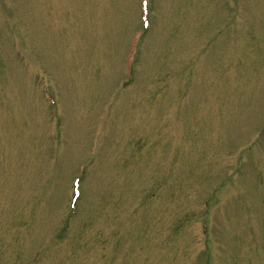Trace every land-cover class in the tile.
Listing matches in <instances>:
<instances>
[{"label":"rangeland","instance_id":"1","mask_svg":"<svg viewBox=\"0 0 264 264\" xmlns=\"http://www.w3.org/2000/svg\"><path fill=\"white\" fill-rule=\"evenodd\" d=\"M150 3L0 0V264H264V0Z\"/></svg>","mask_w":264,"mask_h":264},{"label":"trees","instance_id":"2","mask_svg":"<svg viewBox=\"0 0 264 264\" xmlns=\"http://www.w3.org/2000/svg\"><path fill=\"white\" fill-rule=\"evenodd\" d=\"M43 245V244H42ZM41 245V246H42ZM41 246L39 247V248H41ZM8 249H10V250H14V249H16V247H14V244H12L10 247H8ZM14 264V263H13Z\"/></svg>","mask_w":264,"mask_h":264},{"label":"bare ground","instance_id":"3","mask_svg":"<svg viewBox=\"0 0 264 264\" xmlns=\"http://www.w3.org/2000/svg\"><path fill=\"white\" fill-rule=\"evenodd\" d=\"M139 55V54H138Z\"/></svg>","mask_w":264,"mask_h":264}]
</instances>
